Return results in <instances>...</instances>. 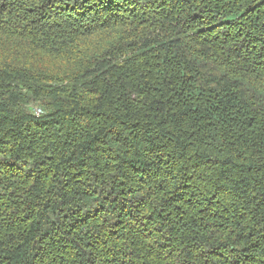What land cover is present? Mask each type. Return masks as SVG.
<instances>
[{"label": "trees", "instance_id": "trees-1", "mask_svg": "<svg viewBox=\"0 0 264 264\" xmlns=\"http://www.w3.org/2000/svg\"><path fill=\"white\" fill-rule=\"evenodd\" d=\"M0 264H264V0H0Z\"/></svg>", "mask_w": 264, "mask_h": 264}, {"label": "built area", "instance_id": "built-area-1", "mask_svg": "<svg viewBox=\"0 0 264 264\" xmlns=\"http://www.w3.org/2000/svg\"><path fill=\"white\" fill-rule=\"evenodd\" d=\"M36 113L39 114V110H36Z\"/></svg>", "mask_w": 264, "mask_h": 264}]
</instances>
